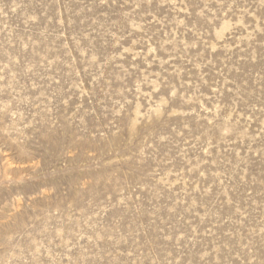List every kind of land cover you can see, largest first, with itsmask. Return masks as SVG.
<instances>
[{"label":"rangeland","instance_id":"obj_1","mask_svg":"<svg viewBox=\"0 0 264 264\" xmlns=\"http://www.w3.org/2000/svg\"><path fill=\"white\" fill-rule=\"evenodd\" d=\"M0 264H264V0H0Z\"/></svg>","mask_w":264,"mask_h":264}]
</instances>
